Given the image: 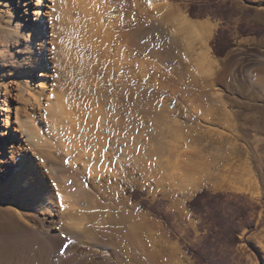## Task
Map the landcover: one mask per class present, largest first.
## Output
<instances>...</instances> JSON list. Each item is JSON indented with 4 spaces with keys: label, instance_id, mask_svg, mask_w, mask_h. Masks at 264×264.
<instances>
[{
    "label": "rangeland",
    "instance_id": "obj_1",
    "mask_svg": "<svg viewBox=\"0 0 264 264\" xmlns=\"http://www.w3.org/2000/svg\"><path fill=\"white\" fill-rule=\"evenodd\" d=\"M88 1L56 0L49 17L43 0L37 18L38 0H0V232L41 234L0 245V264H199L188 248L209 225L187 202L203 188L243 196L255 220L237 245L219 240L226 264H264V34L238 29L264 26V0L231 1L224 57L211 46L222 20L207 16L203 37L182 24L185 1ZM194 149L234 167L182 189L170 165ZM130 188L159 200L171 225Z\"/></svg>",
    "mask_w": 264,
    "mask_h": 264
},
{
    "label": "trees",
    "instance_id": "obj_2",
    "mask_svg": "<svg viewBox=\"0 0 264 264\" xmlns=\"http://www.w3.org/2000/svg\"><path fill=\"white\" fill-rule=\"evenodd\" d=\"M175 1H185L187 12L194 19H205L207 16H210L212 19L222 20V24L211 41V46L215 56H226L228 51L235 46L231 37V30L226 26V23L237 16L238 13L233 8L232 0ZM252 10V7L248 8V11ZM238 29L243 36H261L264 34L263 25L241 22ZM127 193L131 195L133 200L138 201L142 208L150 210L167 225H171V216L158 208L159 200L150 202L149 199L145 198V193L137 188L127 189ZM234 198L237 201L230 198L229 193L221 191L212 192L207 188H203L196 192L187 202L189 209L195 214L206 216V224L209 225L202 242L197 248H188V252L198 260L199 264H226L225 256L219 249L221 237L227 239L226 241L230 246H235L241 241L238 234L244 227L251 228L248 230L247 235L252 231L255 220L248 222L250 209L249 206L242 203V200L245 198L239 195H234ZM256 209L258 210L259 206ZM171 236L175 237L172 230Z\"/></svg>",
    "mask_w": 264,
    "mask_h": 264
},
{
    "label": "bare ground",
    "instance_id": "obj_3",
    "mask_svg": "<svg viewBox=\"0 0 264 264\" xmlns=\"http://www.w3.org/2000/svg\"><path fill=\"white\" fill-rule=\"evenodd\" d=\"M53 2V0H50ZM56 0H54V5L48 4L49 8L46 11L47 16H51V10L56 5ZM88 0H76L77 8L82 7V4L85 6V2L88 3L86 5H89ZM153 2L154 6L158 7L159 2L161 0H150ZM162 3V2H161ZM20 4H22L20 2ZM43 0H38V11L36 13L37 18H39V12L42 8ZM168 5V4H167ZM76 6V5H75ZM84 9V8H83ZM156 10V9H155ZM160 10V9H159ZM82 12V11H81ZM168 13V12H167ZM172 14V13H171ZM181 14V13H180ZM177 15V14H176ZM177 18V17H174ZM181 19V18H180ZM177 20V19H176ZM206 20V19H205ZM205 20H196L189 17L187 14H184L182 16L181 22L184 24L186 28H189L193 31L202 33L201 35H205V37H208L211 35V25L208 23L209 19ZM201 21V22H200ZM211 22V21H210ZM45 51V47L42 49V52ZM38 61H41L40 59ZM40 65L44 66V62H40ZM45 67V66H44ZM43 67V68H44ZM42 68L39 71L42 72ZM61 109V107H60ZM7 120V118H6ZM31 120H29L28 115L23 118V121L21 122L22 129L24 133L26 134V139L32 141L34 139V129L31 127ZM127 123V122H126ZM5 132V131H4ZM4 135V134H2ZM1 144L4 146V139H1ZM231 157V156H228ZM227 156L226 157H218L214 155L207 156L205 154H202L198 151V153L194 150H185L182 153H178L177 157L172 161L170 168L171 170V178L175 185L179 186L182 189H196L198 187H201L207 180L213 179L216 176L222 175V171H228L234 167L233 163H227L230 162ZM245 168L247 170H250L248 163L245 161ZM35 167L33 165H29L26 170L19 171L18 175L21 177L20 180V189L28 186L29 184L33 183L29 180V177L31 178V174L33 173V170ZM4 168L2 164H0V171L3 172ZM17 174V173H16ZM236 190H241V188L236 187ZM42 193V192H41ZM254 193V192H253ZM256 193H257V187H256ZM46 197L41 196L40 200L45 199ZM50 198V197H48ZM34 203V202H33ZM33 203H30L32 205ZM23 217V214L21 213V218ZM21 222V220H20ZM25 223V222H24ZM26 224V223H25ZM30 227V226H29ZM28 227V228H29ZM79 235V234H78ZM49 239L52 237L51 235H46ZM41 237V234L37 231H35L34 228H29L25 232L22 233H3L0 232V245H3L4 243H17V242H31L33 240H37ZM51 240V239H50ZM54 244V242H51ZM58 246V245H57ZM70 250L72 251V258L75 257L76 251L74 247H70ZM66 259L60 258L58 262L55 264H62L65 263ZM69 262V261H68Z\"/></svg>",
    "mask_w": 264,
    "mask_h": 264
}]
</instances>
